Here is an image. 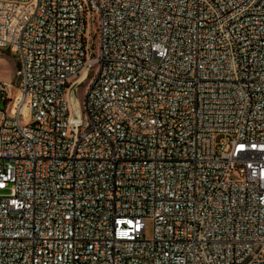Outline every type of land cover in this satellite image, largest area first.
<instances>
[{"label": "built area", "instance_id": "built-area-1", "mask_svg": "<svg viewBox=\"0 0 264 264\" xmlns=\"http://www.w3.org/2000/svg\"><path fill=\"white\" fill-rule=\"evenodd\" d=\"M0 51V264H264V0H0Z\"/></svg>", "mask_w": 264, "mask_h": 264}, {"label": "rangeland", "instance_id": "rangeland-1", "mask_svg": "<svg viewBox=\"0 0 264 264\" xmlns=\"http://www.w3.org/2000/svg\"><path fill=\"white\" fill-rule=\"evenodd\" d=\"M17 59L13 54L0 51V80L11 81L15 80L14 76L16 70L18 69ZM84 87H77L75 91L71 94V97H75L79 103H81L84 96ZM145 238L150 239L153 236V221L147 219L145 223Z\"/></svg>", "mask_w": 264, "mask_h": 264}]
</instances>
